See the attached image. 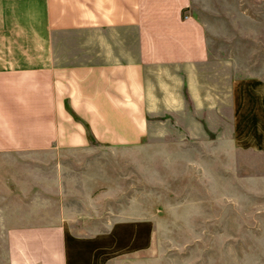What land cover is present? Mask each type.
<instances>
[{
    "label": "crops",
    "instance_id": "1",
    "mask_svg": "<svg viewBox=\"0 0 264 264\" xmlns=\"http://www.w3.org/2000/svg\"><path fill=\"white\" fill-rule=\"evenodd\" d=\"M249 7L0 0V264H161L142 243L153 235L143 236L141 217L123 213L138 203L135 150L150 160L146 150L164 145L173 176L185 173V158L216 155L207 122L191 114L188 125L182 115L186 106L214 110L198 66L230 41L225 22L253 18ZM158 71L171 80L162 93L151 78ZM230 91L229 148L264 152V81L235 80ZM159 110L174 112V138L152 137L149 114ZM120 147L133 150L128 191L120 157L103 153ZM186 163L203 171L196 159Z\"/></svg>",
    "mask_w": 264,
    "mask_h": 264
},
{
    "label": "rangeland",
    "instance_id": "2",
    "mask_svg": "<svg viewBox=\"0 0 264 264\" xmlns=\"http://www.w3.org/2000/svg\"><path fill=\"white\" fill-rule=\"evenodd\" d=\"M263 1L238 0L245 8L254 4L248 10L253 18L225 22L228 26L224 31L230 41L213 49V58L198 66L202 100L207 105L216 104L214 110L186 106L182 115L188 125L191 114L207 122L208 136L213 133L216 137L215 141H208L216 155L185 158L184 166L178 167H184L185 173L173 176L165 169L167 160L161 157L167 151L164 145L152 144L146 150L153 157L150 160L145 159L143 149L135 150L138 193H134V199L138 203L133 207L125 204L123 213L141 217L143 236L149 231L153 235L149 242L143 239L142 243L151 244L152 254L161 264H264V152L233 145L229 148L228 140L232 134L231 84L235 80L264 81ZM151 78L157 93H162V86L171 81L159 71ZM174 116L172 110L150 113L152 137L165 132L174 138L178 133ZM224 149L232 152L231 161L230 155L225 157ZM168 151L176 155L175 148ZM131 152L127 147L103 152L120 157L122 184L127 191L131 185ZM189 159L198 160L203 171L187 166ZM226 160L232 169L225 170ZM176 165L172 166L175 170ZM131 177L134 188L133 172ZM148 218L152 222L147 225L144 222Z\"/></svg>",
    "mask_w": 264,
    "mask_h": 264
}]
</instances>
